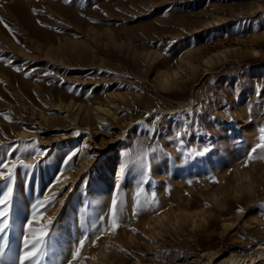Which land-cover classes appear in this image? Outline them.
Wrapping results in <instances>:
<instances>
[{
  "label": "rangeland",
  "instance_id": "rangeland-1",
  "mask_svg": "<svg viewBox=\"0 0 264 264\" xmlns=\"http://www.w3.org/2000/svg\"><path fill=\"white\" fill-rule=\"evenodd\" d=\"M0 17L15 30L0 25V140L34 139L51 151L36 170L35 191L15 189L16 223L26 220L61 157L89 144L99 159L93 164L82 154L63 173L75 191L54 225L62 256L70 258L81 225L107 215L125 154L158 144L160 158L143 195L155 191L164 211L132 219L139 178L121 179L122 226L95 247L91 237L81 264H217L230 249L263 240L264 160L242 164L264 128V98L253 96L254 85L264 89V0H0ZM166 76L175 87L164 85ZM197 107L203 111L195 135L190 130L184 146L168 140L180 123L175 114ZM156 114L162 115L159 131L149 138ZM208 145L203 155L188 152ZM89 168L87 186L77 183ZM213 176L218 183L210 182ZM58 209L59 200L47 215ZM9 240L19 246L16 232Z\"/></svg>",
  "mask_w": 264,
  "mask_h": 264
},
{
  "label": "snow or ice",
  "instance_id": "snow-or-ice-1",
  "mask_svg": "<svg viewBox=\"0 0 264 264\" xmlns=\"http://www.w3.org/2000/svg\"><path fill=\"white\" fill-rule=\"evenodd\" d=\"M71 2L72 0H64L66 4ZM94 7L98 6L94 5ZM31 11L34 15L40 13V10L36 8H32ZM37 23L42 24L40 20H37ZM0 25H3L9 33H15V30L5 22L3 17H0ZM43 26L51 27V25ZM56 31H59V29H56ZM17 43H19L18 40ZM173 43L175 42L173 41ZM0 59H3V57H0ZM5 63L12 65L13 62L11 59H7ZM204 63L208 64L209 60H205ZM15 70L18 72L21 71L18 67ZM24 75L28 76L29 73L25 72ZM43 75L47 77L52 74L44 72ZM171 77L178 79L179 74L173 72ZM171 77H165V86L175 87L171 83ZM75 87L70 86L68 91L74 92ZM233 87H235V82ZM253 96L264 98V89L254 85ZM248 110H252L251 106H249ZM155 111L153 109L152 113H146V117L152 116ZM202 111V108L197 107L195 109H185L183 110V114L176 113L175 115L179 118L180 123L177 125L174 136H168L167 139L170 141L175 140L180 146H184L186 143L184 137L189 135L190 130L195 135L194 125L199 120L198 114H201ZM4 119L9 120V117L5 116ZM161 119V114L154 116L151 127L147 128L149 138L159 131L157 124ZM211 119H215V117ZM135 123L141 125L144 124V121H136ZM73 135L80 136L81 133L74 131ZM210 148L211 145H208L200 152H197L194 148H190L188 152L195 155H203L209 152ZM258 150L262 154L257 155ZM161 151L162 149L158 144H153L143 147L137 152L125 154L116 169L118 179L113 184L107 215H99L98 218L90 221V227L88 223L82 224L81 238H78L73 243L70 258H64L62 253L65 250L60 243L54 225L59 219V213L63 211L68 197L75 191V187H69V184L72 183L71 178L64 176L63 173L71 168L75 158L82 154L88 160H91L93 164L96 163L99 156L90 148L89 144L84 143L61 157V162L56 165L58 169L57 173L51 183L42 190V196L36 195L30 202L29 214L21 224L16 223L12 219L14 209L18 208L15 189L19 186L30 191H35V185L38 184L36 170L51 156V151L47 147L38 146V142L34 139L27 143L23 141L20 143H10L0 140V264H46V260H51V264H61L62 259H66V264H81L82 259H88V257L82 256V252L91 237L95 236V239H91V245L95 247L103 236L109 233L115 234L117 229L122 226L120 221L125 212L126 194L122 191L120 180H127L129 174H134L133 178H139V183L135 185L132 193V219L138 218L141 213L146 211H155L159 215L164 209L159 207V200L156 197L155 191L151 193L150 198L143 194L145 191L144 186L150 183L149 174L152 170V163L153 161L159 160V153ZM14 153V158L10 159L9 157H13ZM19 153H28L32 156V161L26 162ZM254 159L264 160V128L260 129L259 142L247 152L242 167H248L249 162ZM90 171L91 168L86 169L77 183L82 181L87 186L90 180ZM18 176L22 179V185L18 183ZM210 182L218 183L219 181L213 176L210 178ZM61 197L64 198L61 199ZM57 200H59L60 209L52 215H47L48 208L54 206ZM237 210L243 211V209ZM130 230L133 232L138 231L135 228H130ZM10 231L16 232L19 235L18 247L15 243L10 242ZM52 257H55V259L52 260ZM209 264H211V261ZM228 264H235V262L229 261Z\"/></svg>",
  "mask_w": 264,
  "mask_h": 264
},
{
  "label": "bare ground",
  "instance_id": "bare-ground-1",
  "mask_svg": "<svg viewBox=\"0 0 264 264\" xmlns=\"http://www.w3.org/2000/svg\"><path fill=\"white\" fill-rule=\"evenodd\" d=\"M106 195H109L108 190L105 193ZM229 261H233L235 264H264V238L252 248L242 251L235 248L230 249L227 257L217 264H228Z\"/></svg>",
  "mask_w": 264,
  "mask_h": 264
}]
</instances>
